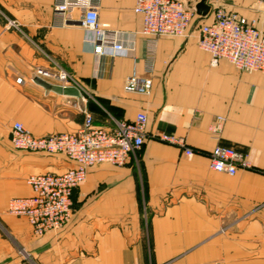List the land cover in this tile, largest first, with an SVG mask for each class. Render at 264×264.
<instances>
[{"label": "crops", "instance_id": "obj_1", "mask_svg": "<svg viewBox=\"0 0 264 264\" xmlns=\"http://www.w3.org/2000/svg\"><path fill=\"white\" fill-rule=\"evenodd\" d=\"M55 0H0V264H264V73L217 65L199 46V29L216 8L255 21L264 33V0H206L186 36L141 33L135 0H100L99 19L121 32L126 56L97 55L95 33L79 22L54 25ZM196 9L201 0H184ZM79 16L76 13V17ZM7 17L22 30L7 26ZM54 62L87 92L58 94L38 82L37 67ZM153 80L150 94L128 92V77ZM21 78V83L17 79ZM111 128L109 115H148L138 162L102 163L73 192V213L60 229L36 235L23 216L7 212L11 198L32 193V174L75 166L63 153L14 148L22 122L35 136L75 133L85 123ZM223 117L220 131L210 130ZM182 136L195 150L158 139ZM232 147L255 169L231 176L210 167L209 152ZM23 254V253H22Z\"/></svg>", "mask_w": 264, "mask_h": 264}, {"label": "built area", "instance_id": "obj_2", "mask_svg": "<svg viewBox=\"0 0 264 264\" xmlns=\"http://www.w3.org/2000/svg\"><path fill=\"white\" fill-rule=\"evenodd\" d=\"M100 0H55L54 25L64 27L74 22L95 33L94 52L97 55L126 56L131 47L124 45L121 32L99 19ZM134 10L142 16L141 33L157 39L164 35L186 36L196 13L184 0H135ZM76 13L79 16L76 17ZM7 26L22 30L21 23L7 17ZM199 46L211 54V63L217 65L227 59L241 71L264 73V33L255 21L237 12L216 8L213 19L202 23L199 29ZM35 76L62 87H75L80 93L89 92L82 82L60 64L52 68L37 67ZM21 83V78L17 79ZM153 80L132 75L124 88L128 92L150 94ZM91 96V95H90ZM111 128L105 129L94 123L91 112L85 111V123L75 133L35 136L22 122H15L11 141L16 149L63 153L75 162V166L61 173L32 174L27 183L32 189L29 196L11 198L7 212L27 218L33 232L43 235L47 231L63 227L73 213V192L82 185L90 167L110 163L123 166L138 162L139 151L147 137L148 115L137 114L127 121L110 114ZM223 117H218L210 130L220 131ZM158 139L183 149L186 155L195 150L182 136L161 134ZM213 170L234 176L240 169H255L248 156L232 147L216 145L209 152ZM27 254L25 250H21Z\"/></svg>", "mask_w": 264, "mask_h": 264}, {"label": "water", "instance_id": "obj_3", "mask_svg": "<svg viewBox=\"0 0 264 264\" xmlns=\"http://www.w3.org/2000/svg\"><path fill=\"white\" fill-rule=\"evenodd\" d=\"M210 9H211V6L209 4H207L206 0H201L196 5V12H197V14H199L201 16L208 15ZM37 80L41 85H43L44 87H46V88H48V89H50V90H52L58 94L81 97V93L75 87H62L60 85H55V84L49 83V82H47L41 78H38Z\"/></svg>", "mask_w": 264, "mask_h": 264}, {"label": "rangeland", "instance_id": "obj_4", "mask_svg": "<svg viewBox=\"0 0 264 264\" xmlns=\"http://www.w3.org/2000/svg\"><path fill=\"white\" fill-rule=\"evenodd\" d=\"M21 250L22 249H20V251ZM21 255H23L25 257V259H27L31 264H36V261H34L36 259L31 253L27 252V254H22V252H21Z\"/></svg>", "mask_w": 264, "mask_h": 264}]
</instances>
